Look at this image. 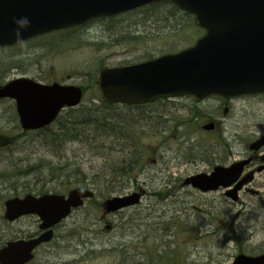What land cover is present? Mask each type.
<instances>
[{"label": "rangeland", "instance_id": "1", "mask_svg": "<svg viewBox=\"0 0 264 264\" xmlns=\"http://www.w3.org/2000/svg\"><path fill=\"white\" fill-rule=\"evenodd\" d=\"M140 15L124 14L113 21L97 20L77 31L58 32L14 48L0 49V82L21 76L44 83L65 81L86 89L83 107L91 103L99 105L93 99H96V74L101 68L144 62L179 52L195 43L196 38L191 41L194 37L191 27L187 26L169 40L164 38L165 33L159 36L157 28L145 23ZM162 103L110 111L112 117L136 124L144 133L142 142L148 151L145 152L148 164L138 176L135 188L128 187L124 192L144 190L146 195L141 203L105 217L112 225V230L105 231L106 224L100 221L103 213L100 205L117 194L113 193L114 185L104 180L91 184L88 187L98 191L95 201H87L58 225L54 240L39 248L32 264H159L157 257L152 260L154 248L159 254L163 251L179 254L186 258L185 264H230L240 250L254 254L256 248L259 251L260 246L264 247V206H258L264 200V191L257 200L247 197L243 198L248 201L247 205H236L219 192L204 195L183 186L187 177L210 169L206 161L211 156L202 162L199 150L210 151L220 140L202 129L196 131L195 125L215 120L221 126L218 132L229 137L235 147L231 150L235 155L230 153V159H236L238 153L244 152L243 144L236 145L237 138L251 142L264 135V99L258 102L256 97L241 98L230 103L227 113L223 102L208 99L198 104L207 116L197 120L191 114L190 106L194 103L190 99L157 105ZM42 135L21 129L13 100L0 101V137L11 138L8 146L0 145V248L23 233L36 230L35 218H23L14 224L5 221L4 203L13 197L14 192L9 191L13 185L17 181L24 183L16 180L21 168L29 167L28 163L36 164L39 158L38 163L44 159L58 163L60 158L54 156L56 151L48 149L47 146H52L50 143H43ZM65 156L69 162L81 165L83 174L94 175L104 168L102 162H97L100 159L92 157L91 160V155L88 157L87 150L80 145L69 146ZM211 159L214 164L215 158ZM93 166L95 169L98 166L99 171H90ZM82 178L80 174L76 180ZM44 182L45 179H38L32 183ZM52 185L55 182L49 183ZM182 228L186 230L184 233H180ZM149 250L152 252L148 253Z\"/></svg>", "mask_w": 264, "mask_h": 264}, {"label": "water", "instance_id": "2", "mask_svg": "<svg viewBox=\"0 0 264 264\" xmlns=\"http://www.w3.org/2000/svg\"><path fill=\"white\" fill-rule=\"evenodd\" d=\"M172 3L194 15L195 23L206 31L195 46L156 60L100 72L99 86L110 104H143L159 99L192 96L203 101L212 96L236 98L264 93V0H0V48L14 46L49 33L131 12L156 3ZM27 16L31 27L23 41L14 36L13 18ZM83 97L76 86L44 85L18 78L0 87V99L16 102L23 130H41L55 122L65 108L78 106ZM214 124L203 127L214 129ZM264 147V136L251 150ZM248 162L230 167L217 166L211 174H198L184 185L207 193L234 186ZM240 182L228 195L237 200ZM94 194L83 188L67 197L44 195L10 199L5 203V219L37 216L38 238L9 242L0 251V264H28L33 252L52 240L53 228ZM141 194L113 198L105 203L107 214L139 204ZM232 264H264L259 256H237Z\"/></svg>", "mask_w": 264, "mask_h": 264}, {"label": "trees", "instance_id": "3", "mask_svg": "<svg viewBox=\"0 0 264 264\" xmlns=\"http://www.w3.org/2000/svg\"><path fill=\"white\" fill-rule=\"evenodd\" d=\"M138 13L144 17L145 23H149L157 29L160 27L158 31H161L157 33H165L164 38L169 40L176 37L175 34L180 35L183 30H186L187 26L191 27L194 32V37L191 38V41L203 34L202 30L195 26L192 15L181 11L171 3L152 4L145 7V9L128 15ZM115 19H110V21ZM124 42L131 41L125 40ZM184 99L193 101L194 104L190 106V111L196 120L207 116L198 107V104L201 102L190 97L179 100L182 101ZM99 101V105L91 103L87 108L80 107L78 109L67 110L63 112L54 125L36 131V134H43L40 137L43 143L45 144V141L46 145L50 143L52 146H47L48 149L52 148L56 151L57 154L54 156L58 155L60 159L56 164L50 160L46 161V159L38 163L41 160L39 158L36 164L28 163L26 166L29 165V167L25 169L21 168V172H17L16 180H23L24 183L17 181L16 185H13V188L9 190L10 192H14L13 196H20V193H24V195L60 194L74 186L88 187L91 184L97 185L101 180L114 185L113 193L116 192L117 195H122L128 187L135 188L138 176L144 172L142 169L146 165L145 152L148 151L142 142V135L144 133L139 130L138 125L112 117L110 111L114 108L107 105L101 99ZM161 102L164 104L168 101L161 100ZM173 105L176 107L175 104ZM195 127V130L199 131L200 124L198 123ZM174 131H176L175 127ZM10 140L11 138L8 136L0 137L1 147L8 146ZM75 145L84 147L87 150V156L91 155L89 157L91 160H93L92 157L94 160L100 159L97 162H102L104 168L99 171L98 166L96 169L93 166L94 168L92 167L90 171L99 172L94 175H90L89 173L83 174V171H81L83 167L77 163L69 162L65 156L68 154L69 146ZM217 153V151L213 153V157L215 158L214 164L224 161ZM202 155L204 156L202 157ZM208 156L209 151L199 150L198 157L200 161H206ZM43 171H47V173ZM80 174H82L83 178L76 180ZM94 178L98 179L93 181ZM38 179H45V182L43 184L32 183ZM52 182H55V185L49 186V183ZM166 185H169V183H166ZM156 196L163 199L161 194H157ZM185 231L182 228L180 233H184ZM259 249V251H262L264 247L260 246ZM153 250L155 252L152 253V260L157 257L159 264H185L184 260L186 258H182L179 254L176 255L168 251H163L159 254L156 248ZM150 251L152 252V250H149L148 253ZM240 251L242 252V250Z\"/></svg>", "mask_w": 264, "mask_h": 264}, {"label": "flooded vegetation", "instance_id": "4", "mask_svg": "<svg viewBox=\"0 0 264 264\" xmlns=\"http://www.w3.org/2000/svg\"><path fill=\"white\" fill-rule=\"evenodd\" d=\"M142 9H145V7L144 8H141L140 10H142ZM138 11L139 10H137L135 12H138ZM132 13H134V12L126 13V15L132 14ZM120 16L121 15H117V16H112V17H109V18H103V19H99V20H102V21H104V20H110V19H113V18H118ZM94 21H97V20H94ZM94 21H92V22H94ZM92 22H89V23H87V24H85L83 26L77 27V28L67 29L65 32H67V31H76L75 29L85 28V27H87ZM158 29H160V27H158ZM158 29H157V32H160L161 30L158 31ZM202 33H203V30H202ZM158 34L160 35V33H158ZM140 63H142V62H140ZM126 66H129V65H122V66L114 67V68H123V67H126ZM103 68H105V67H103ZM103 68H101L99 70V72L101 70H103ZM99 72H98V74H99ZM96 77H98V75H96ZM68 79H70V77H68ZM96 87H97L95 89L96 99H93V100H97L100 103L99 99H101L102 101H104V100H103V98L101 96V92H100V89H99V86H98V79L96 81ZM80 88L83 91V104H81L76 109H78L80 107H83L84 106V103L86 101V99H85V97L87 95L86 89L84 87H80ZM253 97H256L257 98V101L260 102L262 99H264V94H258V95L253 96ZM214 99L223 102V104L226 107L225 108V113H227L230 110V108L228 107L230 105V103H232L234 101H237V100H239L241 98H237V99L214 98ZM0 101H3V100H0ZM159 101L161 102V100H159ZM159 101H157L156 103H160ZM168 101H172V100H168ZM105 103L107 105L113 107L114 108L113 110H115L117 108L145 107V106H149V105H152V104H156V103H152V104H143V105L129 106V105H124V104H109L107 102H105ZM157 105H163V104H157ZM157 105H154V106H157ZM68 110H70V109H68ZM65 111H67V110H65ZM174 122H176V121L174 120ZM209 122H213L214 125H215V128L212 131L208 132V133L213 134V135H215V138H219L220 139L218 142H215V147L214 148L211 147V149L209 151V156H211V158H212L214 151H217L218 152L217 153L218 156H220L222 159H224V161L217 162L216 164H213V160L211 158L208 159L206 161V163L209 164L210 169L207 171V173H209V174L212 173L217 166L229 167L230 165L234 164L235 162L249 161L248 164L245 165L244 170H243L244 171L243 172V175H242L241 179L239 180V182L243 181L244 184H243L242 188L238 192V199L235 200V201H232L231 199H229L226 190H220L218 192L221 193V195L224 198H226V200L228 202H231V203L236 204V205H238V204H240V205H247L248 201L243 199V198H247V197L248 198H254V199L257 200V198H259L263 194V192H261V191H264V148H261L258 152L257 151H254L253 152L251 150L250 146H251V144L253 142L257 141L261 136L256 137V139H254L251 142L250 141H242V140L239 141V139L237 138L235 140V142L238 141L239 143L236 144L234 142V144L239 145V146H241L240 143L243 144L244 145V152L238 153V158L231 160L230 159V157H231L230 156V153H232V156L235 155L231 151L235 147L231 145L230 140H229V137L228 138L225 137L223 132H221V133L218 132V131H220V127L221 126H219L217 123H215V120L210 119L208 121H205L202 124V126L205 125V124H207V123H209ZM145 164L147 165L148 162H145ZM145 166L143 167L144 169H142L143 171L146 168ZM125 194H127V193H123L122 195H125ZM95 196H96V193H95ZM254 206H255V220H256L255 232L257 234V201L254 203ZM258 206L259 207L264 206V200H261L258 203ZM105 217L106 216H103L102 215V219L100 220L101 222H103V223L106 224L105 231L106 230H108V231L109 230H112V225L107 221V218H105ZM37 221H36V230L33 233H30V234L29 233L28 234L23 233L22 235H20V237H24L26 239H28V238H34V237H39L41 235V231H39V227H38L39 222H37ZM256 247H257V239H256ZM244 252H245L244 250L242 252L240 251L239 254H246ZM260 252L261 251H258L257 248H256L254 254L255 255H258V254H260Z\"/></svg>", "mask_w": 264, "mask_h": 264}, {"label": "clouds", "instance_id": "5", "mask_svg": "<svg viewBox=\"0 0 264 264\" xmlns=\"http://www.w3.org/2000/svg\"><path fill=\"white\" fill-rule=\"evenodd\" d=\"M13 23L16 25L14 36L17 42L23 41V33L31 27V22L27 16L13 18Z\"/></svg>", "mask_w": 264, "mask_h": 264}]
</instances>
